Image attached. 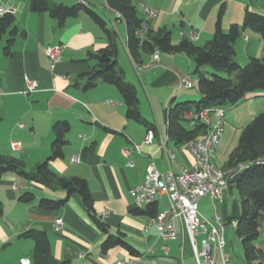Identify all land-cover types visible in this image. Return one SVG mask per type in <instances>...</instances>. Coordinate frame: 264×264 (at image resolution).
<instances>
[{
    "label": "crops",
    "instance_id": "0c3cea01",
    "mask_svg": "<svg viewBox=\"0 0 264 264\" xmlns=\"http://www.w3.org/2000/svg\"><path fill=\"white\" fill-rule=\"evenodd\" d=\"M30 1L0 0V8L13 11L15 25L10 55L3 52L9 35L0 42V154L22 161L25 170L32 173L50 154L52 126L57 121L66 122L69 130L65 134L63 156L50 161L49 167L58 177L85 180L93 201V215L107 226L108 234L122 236L136 255L151 257L156 264H196L181 225H177V239H160L156 228L149 226L150 217L136 212L129 193L143 181L151 163L161 172L169 169L163 146L173 155L170 168L174 173L190 169L193 164L186 145H175L168 139L164 119L171 104L201 98L198 91H192L196 81L193 60L184 53L159 52L160 65L139 73L127 48L125 24L105 0H55L67 6L85 4L116 34V68L135 87L140 115L153 125L148 129L125 117L126 107L114 86L102 82L89 90L81 86L96 65L91 55L106 47L102 28L82 10L58 24L47 13L31 12ZM133 4L142 17V6L157 11L150 21L152 29H166L174 44L184 37L182 34L193 31L197 34L193 43L203 46L213 36L221 5L220 25L224 32L232 24L241 25L246 11L264 15V0H134ZM53 46H60L62 55L51 71L45 49ZM234 51L236 62L244 66L251 58L264 57V41L246 29L235 42ZM143 59L138 64L148 61V57ZM26 80L37 83L35 91L27 95L24 94ZM185 81L192 84L191 89L180 86ZM261 113H264V92L248 94L227 108L223 133L212 158L216 167H225L229 154L238 145L241 131ZM146 136L151 137L148 144H144ZM12 143H18V148L12 149ZM74 156L79 157L77 165L71 163ZM233 189V185L229 186L215 203L207 197L201 199L198 212L211 219L214 208L218 210L225 221L224 238L231 264H246L242 246L235 250L232 245L236 238L241 244L232 224L241 211L238 194ZM24 193L32 194L33 199L20 200ZM65 197L64 191L49 190L17 173L1 176L0 264H20L22 259L39 264L34 258L35 242L23 236L30 230L46 235L56 264H116L137 257L121 246L102 253L101 245L107 234L96 227L80 196H69L57 210L38 206L41 198ZM157 207L158 212L168 209L166 196L158 201ZM58 219L62 222L59 228L55 226ZM257 244L264 250V229ZM80 254L84 255L83 259L79 258Z\"/></svg>",
    "mask_w": 264,
    "mask_h": 264
},
{
    "label": "trees",
    "instance_id": "16d2710c",
    "mask_svg": "<svg viewBox=\"0 0 264 264\" xmlns=\"http://www.w3.org/2000/svg\"><path fill=\"white\" fill-rule=\"evenodd\" d=\"M134 0H105L108 8L119 15L126 27L127 48L134 62L141 63L145 58L158 50L160 53H184L195 65L193 75L196 77L197 91L201 98L198 101H183L171 104L165 112L168 139L175 145H186L190 141L204 135L206 127L200 123L189 125L187 113L200 112L206 108H231L251 93L264 92V57L251 58L246 65L240 66L235 60L234 44L242 31L248 29L264 41V15L246 11L241 25L232 24L224 32L220 21L223 5L217 14L213 36L203 46H196L186 36L177 44L171 39V33L166 29L154 31L148 23L147 39L140 42L134 31L141 26L143 17L138 13ZM29 10L33 13H47L61 24L65 19L86 12L90 18L104 31L106 47L91 55L96 65L86 75L81 85L83 90L94 88L98 83L114 86L126 107L125 117L151 129L153 125L145 121L139 111V103L135 87L128 82L121 71L116 68L117 41L116 34L107 29V23L98 14L83 3L67 6L56 3L55 0H31ZM8 34L9 38L3 49L5 55H10L12 37L15 35L14 17L11 14L0 16V42ZM212 70L211 73L205 71ZM69 125L57 121L52 126L53 140L50 154L45 161L38 164L32 173L25 170L22 161L0 154V178L6 173H17L29 181H33L52 191H64V199L52 200L41 198L38 206L44 210H57L64 206L67 198L73 194L80 196L86 212L94 221L96 227L107 234L101 245L102 253L121 246L131 255L135 250L120 235L108 234L107 226L93 215V201L85 180L78 177H58L49 167V162L62 158L66 145L65 134ZM244 165L237 175L238 181L233 186L238 191L240 215L235 223V233L240 239L246 264H264L263 247L257 244V239L264 226V113L257 115L241 131L237 147L229 154L222 170L233 169ZM229 186H232L229 184ZM228 186V187H229ZM32 194L24 193L20 200L30 202ZM136 212L148 215L150 218L158 213L157 203L148 205ZM32 239L36 246L34 258L39 264H56L49 252L46 235L41 231L30 230L23 234Z\"/></svg>",
    "mask_w": 264,
    "mask_h": 264
},
{
    "label": "built area",
    "instance_id": "2783aa9c",
    "mask_svg": "<svg viewBox=\"0 0 264 264\" xmlns=\"http://www.w3.org/2000/svg\"><path fill=\"white\" fill-rule=\"evenodd\" d=\"M9 8H0V16L12 14ZM143 21L141 26L134 31V35L140 42L147 39L148 23L157 16V11L142 6ZM117 17L119 15L116 14ZM190 41L197 40V34L193 31L182 34ZM45 54L50 62V70L54 71L56 65L60 62L62 49L60 46L48 47ZM160 65L159 51H154L148 56L146 63L137 64L136 70L141 73L149 71ZM181 87L191 89L190 82H181ZM37 88V83L26 80L25 95L30 94ZM227 109L224 107L206 108L200 112L187 113L189 125L193 126L200 123L206 127V133L186 144L193 156V164L190 169H180L174 173L170 166L174 162L173 155L163 146L165 157L169 169L159 171L151 163L145 173L143 181L130 189L129 193L133 198V204L136 208H145L148 205L158 203L166 196L169 207L166 211L158 212L149 219V226H154L158 236L162 240H175L179 237L177 225L184 229L193 257L196 264H231L230 256L226 252L225 221L220 217L218 210L214 208V214L211 219H206L198 212V202L207 197L212 202L218 201L224 191L228 188L230 181L242 169L244 165H238L233 169L222 170L212 163L214 152L218 146L220 137L223 133V119ZM150 136H146L144 144H148ZM12 149L18 148V143L11 144ZM136 148V147H135ZM73 165L79 163V157L74 156L71 159ZM132 165V162H129ZM235 225L234 222H232ZM60 219L55 221V226L60 227ZM166 253V248H161ZM80 259L84 255H79ZM156 264L151 257L137 256L126 260L117 261L116 264ZM20 264H30L27 259L19 261ZM82 264V263H81Z\"/></svg>",
    "mask_w": 264,
    "mask_h": 264
},
{
    "label": "rangeland",
    "instance_id": "374dc122",
    "mask_svg": "<svg viewBox=\"0 0 264 264\" xmlns=\"http://www.w3.org/2000/svg\"><path fill=\"white\" fill-rule=\"evenodd\" d=\"M194 44H195L196 46H200L199 43H197V42H195ZM125 59H126V61L128 62V60H127L126 57H125ZM128 63H129V62H128ZM208 72L211 73L212 70L209 69ZM193 84H194V88L192 89V91H197V82H196L195 80L193 81ZM233 190H234V193L238 194V191H237L236 188L233 189ZM262 229H264V226H263ZM229 230H230V227L228 228V226H227V231H226L227 234H228ZM261 231H262V230H261ZM260 234H261V232H260ZM259 240H260V239H259ZM232 245L235 247V250H236V248H237V250H238V248H241V244H239V243L237 242V238H236L235 240H232ZM233 259L236 260V256H233Z\"/></svg>",
    "mask_w": 264,
    "mask_h": 264
},
{
    "label": "water",
    "instance_id": "95a60500",
    "mask_svg": "<svg viewBox=\"0 0 264 264\" xmlns=\"http://www.w3.org/2000/svg\"><path fill=\"white\" fill-rule=\"evenodd\" d=\"M238 178H239V175H236L235 177H233V178L231 179V181H230V184H231V185L236 184L237 181H238Z\"/></svg>",
    "mask_w": 264,
    "mask_h": 264
}]
</instances>
